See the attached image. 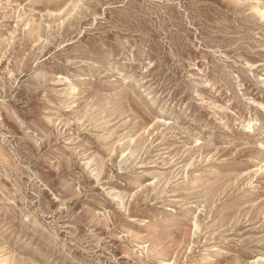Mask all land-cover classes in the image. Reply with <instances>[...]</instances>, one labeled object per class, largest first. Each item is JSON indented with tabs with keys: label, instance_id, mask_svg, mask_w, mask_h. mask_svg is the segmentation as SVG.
<instances>
[{
	"label": "rangeland",
	"instance_id": "obj_1",
	"mask_svg": "<svg viewBox=\"0 0 264 264\" xmlns=\"http://www.w3.org/2000/svg\"><path fill=\"white\" fill-rule=\"evenodd\" d=\"M0 264H264V0H0Z\"/></svg>",
	"mask_w": 264,
	"mask_h": 264
}]
</instances>
